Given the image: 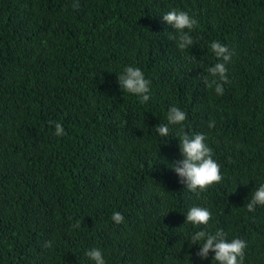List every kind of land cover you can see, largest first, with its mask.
<instances>
[{
	"label": "trees",
	"instance_id": "obj_1",
	"mask_svg": "<svg viewBox=\"0 0 264 264\" xmlns=\"http://www.w3.org/2000/svg\"><path fill=\"white\" fill-rule=\"evenodd\" d=\"M171 10L197 20L185 50ZM216 41L232 53L223 95L198 78L222 62ZM128 66L151 81L147 102L121 87ZM173 106L187 119L161 137ZM182 132L205 134L221 165L199 197L171 168ZM261 184L264 0H0V264H95L93 248L106 264H218L190 237L221 229L264 264V206H246ZM192 206L207 225L186 223Z\"/></svg>",
	"mask_w": 264,
	"mask_h": 264
},
{
	"label": "clouds",
	"instance_id": "obj_2",
	"mask_svg": "<svg viewBox=\"0 0 264 264\" xmlns=\"http://www.w3.org/2000/svg\"><path fill=\"white\" fill-rule=\"evenodd\" d=\"M74 8H79V4L73 5ZM163 20L172 25L179 33L177 39V46L181 50L187 49L192 46L194 41L193 37L189 34L197 25V20L185 11L171 10L163 15ZM188 31H185V30ZM210 49L219 61L213 67L207 69L208 75L198 77L203 79L209 87L215 85V92L218 95H223V84L228 82L226 67L227 63L231 61L232 53L227 46L219 41L212 42ZM209 75L217 78L209 83ZM119 83L124 91L134 94L141 98V102H147L150 97L151 81L145 78L144 73L138 67L128 66L124 69L123 74L118 76ZM187 119V114L178 107H171L167 114L168 124L157 126V132L161 137L169 135V124L178 125L183 124ZM50 124L55 125V135L63 136L65 129L63 126L55 121H50ZM208 127L214 128L215 121H209ZM180 151L183 159L177 160L172 164V169L181 177V182L187 184V189L195 193L198 197L201 192L213 184H218L223 180L221 165L214 159L213 149L206 142L207 137L203 133H195L189 135L187 132L179 134ZM256 205L264 206V184L257 188L250 202L247 203L248 211H254ZM212 213L209 209L201 206H192L186 214V223L195 226L207 225L211 220ZM112 220L119 224L124 220L120 212H114ZM73 227H80V222L77 221ZM191 244L201 245V250L197 253L200 257L207 259L210 252H213L214 261L218 264H244L245 248L247 247L246 241L240 238H233L228 240L226 233L221 229L214 234L205 230L196 231L190 237ZM47 247L51 246V242L46 244ZM86 255L91 258L95 264H106L102 252L99 249H91Z\"/></svg>",
	"mask_w": 264,
	"mask_h": 264
}]
</instances>
